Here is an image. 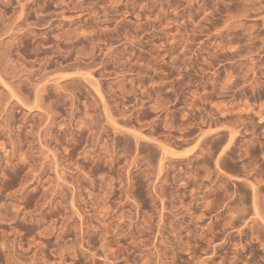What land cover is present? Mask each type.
<instances>
[{
	"label": "rangeland",
	"instance_id": "1",
	"mask_svg": "<svg viewBox=\"0 0 264 264\" xmlns=\"http://www.w3.org/2000/svg\"><path fill=\"white\" fill-rule=\"evenodd\" d=\"M0 264H264V0H0Z\"/></svg>",
	"mask_w": 264,
	"mask_h": 264
}]
</instances>
